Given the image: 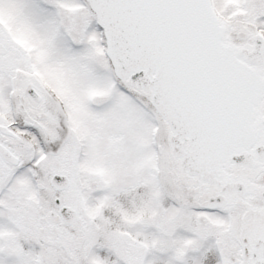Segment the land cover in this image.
<instances>
[{
  "label": "snow or ice",
  "instance_id": "obj_1",
  "mask_svg": "<svg viewBox=\"0 0 264 264\" xmlns=\"http://www.w3.org/2000/svg\"><path fill=\"white\" fill-rule=\"evenodd\" d=\"M0 264H264V0H0Z\"/></svg>",
  "mask_w": 264,
  "mask_h": 264
}]
</instances>
